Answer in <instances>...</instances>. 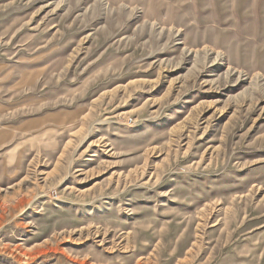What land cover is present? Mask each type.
<instances>
[{"label": "rangeland", "instance_id": "rangeland-1", "mask_svg": "<svg viewBox=\"0 0 264 264\" xmlns=\"http://www.w3.org/2000/svg\"><path fill=\"white\" fill-rule=\"evenodd\" d=\"M0 264H264V0H0Z\"/></svg>", "mask_w": 264, "mask_h": 264}]
</instances>
